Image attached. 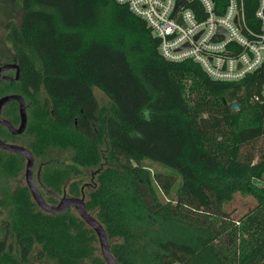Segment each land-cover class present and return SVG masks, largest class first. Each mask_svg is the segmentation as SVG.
<instances>
[{"label":"trees","instance_id":"trees-1","mask_svg":"<svg viewBox=\"0 0 264 264\" xmlns=\"http://www.w3.org/2000/svg\"><path fill=\"white\" fill-rule=\"evenodd\" d=\"M12 1L20 18L6 22L5 40L19 75L0 96L24 98L27 124L18 136L0 126V137L25 140L35 158L70 152L40 173L57 195L66 183L80 195V176L94 171L85 203L117 262L264 264V64L217 81L192 60L165 59L146 22L116 0ZM255 1L245 0L248 20ZM2 114L19 124L17 102ZM143 160L167 172L150 173ZM23 169L22 156L0 149V264H105L94 230L72 209L47 213L25 184L11 189ZM235 193L255 199L237 219L223 212Z\"/></svg>","mask_w":264,"mask_h":264},{"label":"built area","instance_id":"built-area-1","mask_svg":"<svg viewBox=\"0 0 264 264\" xmlns=\"http://www.w3.org/2000/svg\"><path fill=\"white\" fill-rule=\"evenodd\" d=\"M116 2L146 22L165 59L192 60L213 80L240 81L264 64V0L255 1L250 20L245 0ZM260 96L264 101V83Z\"/></svg>","mask_w":264,"mask_h":264},{"label":"water","instance_id":"water-1","mask_svg":"<svg viewBox=\"0 0 264 264\" xmlns=\"http://www.w3.org/2000/svg\"><path fill=\"white\" fill-rule=\"evenodd\" d=\"M179 1H177L178 3ZM10 67L16 68V75L15 78H18L19 75V66L15 63L12 64H4L0 66V73L2 70L8 69ZM259 72V69L256 70V73ZM1 74H0V80H1ZM223 102L225 103L226 100L223 97ZM11 101H16L18 103V111H19V117L20 121L18 126H13L9 120L6 118H3L0 116V124L4 127H6L10 133L12 134H21L26 129L27 124V111H26V104L24 98L19 94H5L0 97V115L2 107ZM230 107L232 110L238 109V103L232 102L230 104ZM0 149L5 150L8 152L16 153L24 157L25 159V167H24V178H25V185L28 187L29 192L31 194V197L33 201L36 203V205L43 211L51 214L61 213L66 211L69 208H74L76 214L90 227L94 230L99 244V250L100 255L102 259L104 260L105 264H119L117 260L114 258V256L111 253L110 249V242L108 240L107 234L105 232V229L103 225L98 221V219L94 216L92 212H90L87 209L86 203H85V197L80 196H62L59 199V202L57 204H50L48 203L43 195L41 194L34 175H33V166H34V154L32 151L21 144H15V143H8L3 141L0 138ZM252 182L256 184L257 186H263L262 181H257L256 179H253Z\"/></svg>","mask_w":264,"mask_h":264},{"label":"rangeland","instance_id":"rangeland-1","mask_svg":"<svg viewBox=\"0 0 264 264\" xmlns=\"http://www.w3.org/2000/svg\"><path fill=\"white\" fill-rule=\"evenodd\" d=\"M20 18V9L12 0H0V62H12L14 58V54L11 50V47L8 45V43L5 40V24L9 20H14L16 22L19 21ZM12 73V72H11ZM95 96L97 97L98 101L102 104H106L108 102V98L102 93L101 90L98 88H94ZM190 97H192V94H189ZM20 144L26 145V141L23 140L19 142ZM70 156L69 151H60V150H49L46 155L42 158L35 159L34 164V170L33 174L36 178V174L38 170H41L42 167L47 165H58L60 163L67 162ZM141 164L145 166L150 173L153 172H167L166 168L163 166L150 161V160H143L141 161ZM94 173L93 170H87L84 171V173L80 176L82 179V183L86 184V190H90L91 184L94 180L92 174ZM19 184H25V178H24V171L21 172V174L18 177L12 178L10 185L11 189H15L16 186ZM44 194V190L38 186ZM174 189L173 191L167 196L163 197L161 196V199H170L174 198ZM255 205V199L251 195H242L240 193H235L231 200H229L227 203L224 204L223 212L226 217L237 219L244 213H246L248 210H250ZM4 216L0 215V220ZM98 248L99 244L97 242ZM36 251H34L31 256H35ZM100 254V250H99ZM33 264H55L53 261H43V260H37L33 258L32 261Z\"/></svg>","mask_w":264,"mask_h":264},{"label":"flooded vegetation","instance_id":"flooded-vegetation-1","mask_svg":"<svg viewBox=\"0 0 264 264\" xmlns=\"http://www.w3.org/2000/svg\"><path fill=\"white\" fill-rule=\"evenodd\" d=\"M12 63H16L17 65H18V63H17V61H16V59H15V57L13 58V60H12V62H0V66H2V65H4V64H12ZM19 66V65H18ZM12 72V73H11ZM1 80H0V84L3 82V81H13L14 79H16L15 78V75H16V68L15 67H10V68H8V69H5V70H2L1 71ZM1 97V96H0ZM16 102V101H15ZM7 104V103H6ZM5 104V105H6ZM25 104H26V102H25ZM4 105V106H5ZM17 105H18V103H17ZM4 106L2 107V110H1V117H3V118H5L4 116H3V114H2V112H3V109H4ZM26 111H27V104H26ZM7 119V118H6ZM8 120V119H7ZM12 124V123H11ZM13 125V124H12ZM0 126L1 127H3V128H5V129H7L6 127H4V126H2L1 124H0ZM13 126H15V125H13ZM16 126H18V125H16ZM8 130V129H7ZM8 132L10 133V131L8 130ZM23 133V132H22ZM21 133V134H22ZM10 134H12V133H10ZM21 134H12V135H21ZM1 138V137H0ZM2 139V138H1ZM3 140V139H2ZM4 141V140H3ZM21 141H23V140H20V141H18V142H8V143H15V144H20L19 142H21ZM5 142H7V141H5ZM21 145H23V144H21ZM24 146H26L27 147V145H24ZM5 151V150H4ZM8 152V151H7ZM10 153H12V152H10ZM16 154V153H15ZM21 156V155H20ZM23 157V156H22ZM23 159H24V157H23ZM35 159H37V158H35V156H34V164H35ZM45 165H47V164H45ZM44 165V166H45ZM43 166V167H44ZM24 167H25V159H24ZM42 167V168H43ZM33 170H34V166H33ZM42 170V169H41ZM41 170H38V172H37V174H36V178H35V181H36V184H37V186H40L43 190H44V194H42V192H41V190H40V188H39V190H40V192H41V194L43 195V197L45 198V200H46V198L48 197V196H50V195H54V197L56 198V200H57V202H55V203H50V204H57L58 202H59V199L62 197V196H64V195H66V196H76V195H71V194H69L68 193V191H67V183L64 185V188H63V191H62V193L60 194V195H57V194H55L51 189H49L48 187H46L43 183H42V181H41V179H40V173H41ZM23 171H24V169H23ZM34 175V174H33ZM92 176L94 177V173L92 174ZM94 185V180H93V182H92V184H91V187ZM86 191H89V190H86V184H84V183H81V185H80V195H78V196H76V197H80V196H84V197H86V195H85V192ZM47 201V200H46ZM49 203V202H48ZM69 209H72L74 212H75V210H74V208H69ZM76 213V212H75Z\"/></svg>","mask_w":264,"mask_h":264}]
</instances>
